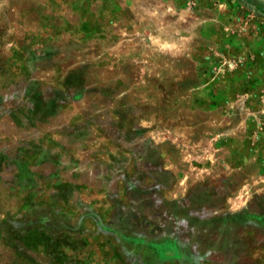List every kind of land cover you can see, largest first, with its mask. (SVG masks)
Here are the masks:
<instances>
[{"label":"rangeland","instance_id":"374dc122","mask_svg":"<svg viewBox=\"0 0 264 264\" xmlns=\"http://www.w3.org/2000/svg\"><path fill=\"white\" fill-rule=\"evenodd\" d=\"M0 264H264V0H0Z\"/></svg>","mask_w":264,"mask_h":264}]
</instances>
